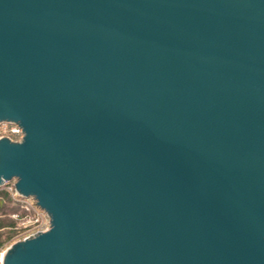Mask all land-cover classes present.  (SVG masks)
<instances>
[{"label": "water", "instance_id": "95a60500", "mask_svg": "<svg viewBox=\"0 0 264 264\" xmlns=\"http://www.w3.org/2000/svg\"><path fill=\"white\" fill-rule=\"evenodd\" d=\"M0 121L2 264H264V0H0Z\"/></svg>", "mask_w": 264, "mask_h": 264}, {"label": "built area", "instance_id": "2783aa9c", "mask_svg": "<svg viewBox=\"0 0 264 264\" xmlns=\"http://www.w3.org/2000/svg\"><path fill=\"white\" fill-rule=\"evenodd\" d=\"M21 136L22 129L17 123L13 121H0V138L8 137L10 140L17 141ZM1 189H5L9 192L12 204L19 208V210L11 213V217L16 220L15 228L17 227L19 231L14 241L26 238L38 232L46 231L49 228V218L47 214L36 205L32 197L23 196L18 193L13 183L10 181L1 184L0 190ZM6 248L0 251V264H2V258Z\"/></svg>", "mask_w": 264, "mask_h": 264}, {"label": "rangeland", "instance_id": "374dc122", "mask_svg": "<svg viewBox=\"0 0 264 264\" xmlns=\"http://www.w3.org/2000/svg\"><path fill=\"white\" fill-rule=\"evenodd\" d=\"M11 183L13 182L12 180L10 181ZM6 199H1L0 200V220L2 222L7 223L10 220H15L13 217H11V213L14 212L15 210L9 211L6 209V204L3 203ZM16 223V220H15ZM19 234V231L17 227L10 228L9 226H3L0 228V241L3 242L4 244L0 247V251L4 248H6L8 245H10L12 242H14V239L17 238Z\"/></svg>", "mask_w": 264, "mask_h": 264}, {"label": "trees", "instance_id": "16d2710c", "mask_svg": "<svg viewBox=\"0 0 264 264\" xmlns=\"http://www.w3.org/2000/svg\"><path fill=\"white\" fill-rule=\"evenodd\" d=\"M1 199H6V203H5V201H3V203H5L6 204V209H8L9 211H12V210H15V211H17V210H19V208L17 207V206H14L13 204H12V201H11V197H10V194H9V192L7 191V190H5V189H1L0 190V200ZM9 226L10 228H13V227H15V220H10L9 222H7V223H4V222H2V220H0V228L1 227H3V226ZM4 243L3 242H1L0 241V247L3 245Z\"/></svg>", "mask_w": 264, "mask_h": 264}]
</instances>
